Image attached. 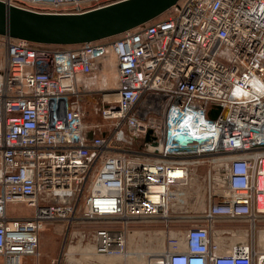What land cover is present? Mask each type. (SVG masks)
Masks as SVG:
<instances>
[{"label":"built area","instance_id":"1","mask_svg":"<svg viewBox=\"0 0 264 264\" xmlns=\"http://www.w3.org/2000/svg\"><path fill=\"white\" fill-rule=\"evenodd\" d=\"M121 1L0 0L43 14ZM109 54L117 75L97 91L95 108L108 128L95 135L83 123L77 78ZM177 135L192 141L181 145ZM208 159L207 196L197 200L203 220L174 232L191 167ZM10 203L32 214H9ZM260 219L264 0H179L146 24L79 45L0 37V264H40L31 259L40 231L53 224L69 236L76 221L98 223L90 241L78 232L76 246L43 264H127L133 234L157 243L155 254L142 252L145 264H262L263 250L244 235L230 241L213 228ZM145 222L164 225L134 226Z\"/></svg>","mask_w":264,"mask_h":264},{"label":"water","instance_id":"2","mask_svg":"<svg viewBox=\"0 0 264 264\" xmlns=\"http://www.w3.org/2000/svg\"><path fill=\"white\" fill-rule=\"evenodd\" d=\"M179 0H124L82 14H43L7 7L0 2V37L44 45L69 46L118 36L162 15ZM216 110L209 118L216 117ZM183 126V130H187ZM150 133V132H149ZM148 133V134H149ZM175 141L186 145L187 135Z\"/></svg>","mask_w":264,"mask_h":264},{"label":"rangeland","instance_id":"3","mask_svg":"<svg viewBox=\"0 0 264 264\" xmlns=\"http://www.w3.org/2000/svg\"><path fill=\"white\" fill-rule=\"evenodd\" d=\"M112 66L110 63H107L104 67V73L108 80L111 79ZM115 81V80H114ZM112 83V86L114 84ZM99 94L97 91L92 90L87 95V100H81L80 104L83 110V123L86 126L92 127L95 135L99 133V131H104L108 128V125L102 120L101 116L95 112V108L97 103L99 102ZM215 166L214 162H211V159L204 160L200 164H195L191 167V175L190 180L186 187H184L183 197L184 200L182 204H180L181 208L177 209V216L181 218H185L189 216L190 206H193L195 201L198 199L204 200L205 196H207V182H206V173L207 170L212 169ZM204 207V204L202 205ZM8 212L11 215H18L20 217H28L32 214V210L22 204L10 203L8 204ZM196 220H170L169 226L175 232L178 230H183L184 228L189 227L190 225L196 223ZM98 223L90 222V221H76L73 227L71 228V232H75V234L69 233V237L65 234V227L59 228L54 226L53 224L44 227L39 233V241H38V251L39 257L38 259H33L32 263H48L51 260L58 259L63 252L67 250L69 245L76 246L79 236L76 234L78 232H84L85 239L83 243H87L88 237H90L91 230L93 226L95 227ZM143 226V228L158 227L161 228L164 223L155 222L151 224L147 223H137L134 226ZM244 227V242L251 244L254 242L253 239V227L250 222L244 221L242 222ZM261 228V238L262 243L264 242V220H260L259 222ZM151 231V230H150ZM136 234L130 237L128 242L129 247V255L127 258V264H145L146 256L148 254H155L159 249H157V243L151 242L153 240L150 239L147 235H138ZM154 236V235H153ZM144 239L146 238L145 244L143 242L137 243L138 238ZM86 246V245H85ZM88 248V246H87ZM76 250V249H74ZM80 251V250H79ZM142 252H147L148 254H143ZM69 260H73L74 263L78 262V258L82 259L79 255L75 257L69 256ZM29 261H32L29 259Z\"/></svg>","mask_w":264,"mask_h":264},{"label":"crops","instance_id":"4","mask_svg":"<svg viewBox=\"0 0 264 264\" xmlns=\"http://www.w3.org/2000/svg\"><path fill=\"white\" fill-rule=\"evenodd\" d=\"M107 63H110L112 66L111 79L108 80L105 73L104 67ZM117 75V64L113 55L109 54L104 58L100 59L95 69H93L87 75H79L78 76V87L81 91V99L87 100V95L92 90L99 91L102 89H108L112 86L113 81L115 80ZM202 208L197 205V200L195 201L193 206H190L189 216L186 218L179 219L178 217H174L172 220H203L202 219ZM264 220V219H260ZM260 221L257 223L259 224ZM203 222L201 221L200 224ZM256 223V224H257ZM255 224V225H256ZM255 227V226H254ZM253 227V230H254ZM216 231L225 230L229 236L230 241H242L244 235V227L241 221H218L215 222L214 227ZM28 264V263H27Z\"/></svg>","mask_w":264,"mask_h":264},{"label":"flooded vegetation","instance_id":"5","mask_svg":"<svg viewBox=\"0 0 264 264\" xmlns=\"http://www.w3.org/2000/svg\"><path fill=\"white\" fill-rule=\"evenodd\" d=\"M261 228L260 225L257 223L253 230V239H254V247L258 248L259 250H263L264 252V242L262 243L261 236Z\"/></svg>","mask_w":264,"mask_h":264},{"label":"bare ground","instance_id":"6","mask_svg":"<svg viewBox=\"0 0 264 264\" xmlns=\"http://www.w3.org/2000/svg\"><path fill=\"white\" fill-rule=\"evenodd\" d=\"M184 124H185V123H184ZM262 264H264V262H263Z\"/></svg>","mask_w":264,"mask_h":264}]
</instances>
